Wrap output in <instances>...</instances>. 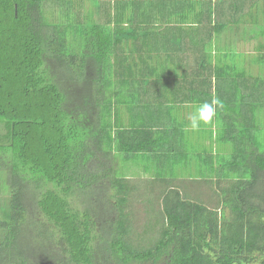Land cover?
Returning <instances> with one entry per match:
<instances>
[{"label": "trees", "instance_id": "16d2710c", "mask_svg": "<svg viewBox=\"0 0 264 264\" xmlns=\"http://www.w3.org/2000/svg\"><path fill=\"white\" fill-rule=\"evenodd\" d=\"M83 1L0 0V264H264L262 80L195 70L178 46L164 62L122 58L119 20ZM213 97L224 106L198 131L172 113ZM155 180L157 235L134 240L132 194Z\"/></svg>", "mask_w": 264, "mask_h": 264}, {"label": "crops", "instance_id": "0c3cea01", "mask_svg": "<svg viewBox=\"0 0 264 264\" xmlns=\"http://www.w3.org/2000/svg\"><path fill=\"white\" fill-rule=\"evenodd\" d=\"M100 3L106 15L121 23L111 27L121 32L122 58L131 61L135 57L140 64L151 60L152 55L161 58L165 50L159 51L160 48L172 47L179 54L178 46L184 47L185 60L195 70L203 61H210L220 71L234 73L243 81L258 78L257 74L264 78V0H100ZM100 3L83 1L77 9L84 14H96ZM193 24L197 27H192ZM195 60L201 65L192 67ZM169 63L180 76L184 74L174 64L175 60ZM147 69L148 72L150 68ZM179 88L174 89L183 92ZM195 105L198 104L170 106L175 118L188 120ZM164 117L169 115L164 113Z\"/></svg>", "mask_w": 264, "mask_h": 264}, {"label": "rangeland", "instance_id": "374dc122", "mask_svg": "<svg viewBox=\"0 0 264 264\" xmlns=\"http://www.w3.org/2000/svg\"><path fill=\"white\" fill-rule=\"evenodd\" d=\"M259 31H260V29H257V32H259ZM255 74H257V73H255ZM256 76L258 78H260V80H262L261 86L264 89V78H263V76H260L259 74H257ZM125 109H126V107L124 108V110ZM173 113H174V110H173ZM263 114L264 113H262V115ZM128 116L129 115L127 112V113H125V116H122L121 118L125 119L124 121L127 122ZM254 125H256V128L253 132L254 138L257 139L258 141H260V143L262 144L261 150L262 149L264 150V117H263V119L259 118ZM210 143H211L210 139H208L205 136V140L203 143H201V146L206 148L205 150L207 152L217 153V151H219L220 153H223L224 155H227L230 152L227 147L222 148V146L220 144H216L214 146L213 144L210 145ZM140 164L141 165H136L135 169H137L136 171H138L139 174L143 175V176H141V180H142V179L146 178L145 173H147L148 171H145V169H146L145 163H140ZM124 166H126V165L123 162L120 163V167L122 170L125 169ZM189 169H190V167H189ZM129 178H131L133 180L134 174L131 173L129 175ZM185 182L188 185V194L191 196L192 199H193V197H198V198H200V201H203L208 206L215 208V206L217 205L216 204L217 200L216 199L212 200L213 193L211 194V192L209 190V188H210L209 185L207 186L204 183L205 186H204V189H202V187L201 188L198 187L191 180H187ZM151 186H154V188H152ZM140 187H141V189L139 191H137V193L132 194V197H131L132 199L130 202V206H131L130 211L132 213V220H133L132 238L134 240H139L141 238H145V240H148V239L151 240V239H153L154 235H157V233L155 231V223H153V222L156 220L155 217H157L158 213H159V210H158L159 209V197H160L161 191L163 189V186L161 185V181H158V182L153 183V185H152V183L142 182ZM8 196L9 195L6 192L0 191V204L5 202V200L8 198ZM160 203H161V200H160ZM219 211H221V209Z\"/></svg>", "mask_w": 264, "mask_h": 264}, {"label": "clouds", "instance_id": "9594fccd", "mask_svg": "<svg viewBox=\"0 0 264 264\" xmlns=\"http://www.w3.org/2000/svg\"><path fill=\"white\" fill-rule=\"evenodd\" d=\"M192 27H197L193 24ZM223 102L218 97H213L210 102L205 101L194 106V111L189 115V127L193 132L198 131L201 124L208 125L213 122L217 108H223Z\"/></svg>", "mask_w": 264, "mask_h": 264}]
</instances>
